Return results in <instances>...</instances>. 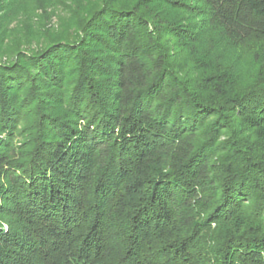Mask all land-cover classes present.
I'll return each mask as SVG.
<instances>
[{
    "label": "trees",
    "instance_id": "16d2710c",
    "mask_svg": "<svg viewBox=\"0 0 264 264\" xmlns=\"http://www.w3.org/2000/svg\"><path fill=\"white\" fill-rule=\"evenodd\" d=\"M0 264H264V0H0Z\"/></svg>",
    "mask_w": 264,
    "mask_h": 264
},
{
    "label": "rangeland",
    "instance_id": "374dc122",
    "mask_svg": "<svg viewBox=\"0 0 264 264\" xmlns=\"http://www.w3.org/2000/svg\"><path fill=\"white\" fill-rule=\"evenodd\" d=\"M57 14V15H55ZM55 14H53V18L51 19V25L53 26V28L57 27V23H58V17H61L62 15H60L61 13H58L57 11H55ZM61 19V18H60ZM58 20V21H57ZM35 44L29 45L30 48L29 49H33ZM249 60L245 61V64L242 66V76H243V80L245 81H250L252 80L254 77V72L252 70V64H250L248 62Z\"/></svg>",
    "mask_w": 264,
    "mask_h": 264
}]
</instances>
